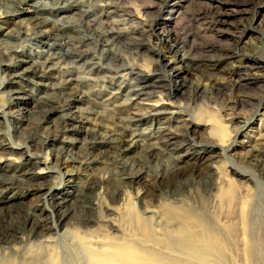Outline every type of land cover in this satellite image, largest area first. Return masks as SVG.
<instances>
[{
  "label": "rangeland",
  "instance_id": "rangeland-1",
  "mask_svg": "<svg viewBox=\"0 0 264 264\" xmlns=\"http://www.w3.org/2000/svg\"><path fill=\"white\" fill-rule=\"evenodd\" d=\"M35 1L53 0H25L17 5L20 12L18 15L7 14L5 7L9 4L6 1L0 2V103L6 106L5 111L11 113L8 115L11 118V128L17 126L16 129L22 131L19 134L22 142L23 133L47 135L51 140L55 138L52 141L55 148L61 147L58 154L62 158L66 155L78 157L85 154L82 146L90 139L84 128L94 127L97 121L83 120L80 124L76 123V128L56 131L54 126L62 120L57 115L59 111L51 112L48 119H38L43 106L38 102L40 96L50 92L48 88L35 86V78L29 74L26 77L32 82L26 79L15 83L12 76L17 71L34 67V62H42L45 56L41 53L47 49L46 43H52L55 38L51 31L49 37L42 38L41 41L36 39L32 31L28 35L30 39L23 35L21 41L6 35L8 31L14 33V30L31 23L30 16L34 9L32 4ZM77 1L83 2V5H77L76 11L86 10L96 4L101 7H96L93 14L82 17L78 13H72L76 8L56 13L55 10L53 12L52 9L44 8L42 16L56 20L65 15L74 19L82 18L88 21L90 29L102 28L118 32L121 40L128 39L127 35L133 29L136 31L134 35L141 38V43L132 54L118 42L111 46L114 51L125 56L122 59H125V69L120 74L130 71L132 65L140 66L145 68L142 71L146 76L145 80L159 78L160 82L170 84L169 73L178 68L179 76L176 79L181 85L176 90L171 89L172 94L169 96L159 95L164 102L159 107L161 113L149 115L146 114L152 110L149 104H153L158 95H140L134 100H128V87L124 84L133 78L126 76L127 79L122 80L118 76L109 77L110 74L105 70L99 73L88 71L90 66L82 65L78 60L69 75L75 79L86 77L93 80L86 79L78 84L81 91L86 93L85 101H73L69 108L62 111L70 113L67 110L74 111L76 106H80L83 110L93 108L108 117L117 104L124 106L120 113L123 117L127 118L134 113L145 114L144 121L130 122L132 131L157 133L163 130L166 135L174 132L179 147L168 148L158 154L168 163L170 157L178 158L172 161L180 168H173V178L167 176L168 170L164 172L165 168L162 169L160 172L165 173V179L161 180L148 171V168L152 170L155 166L152 164L145 168L149 176L131 186L123 187L115 178L109 176L110 166L105 157L113 154L114 148L100 143L102 146L98 144L94 149H89V154L98 161L88 167L79 161H68L58 169H45L48 173L37 175L36 179L57 182L60 177L59 170L63 173V183L67 184L63 190L67 200L62 206L66 214L59 227L60 232L66 233L59 238L56 236L53 248L48 250L49 255H45L44 259L50 261L51 258L53 264H84L82 254L76 248L77 245L74 246V236L89 242V239L83 238L90 234L97 237L96 246L105 251H111V248L103 245L104 243L115 242L120 238L141 255L142 261H139L140 258L136 255L128 253L124 264L151 261L152 257L146 250L147 244L160 253H185L187 256L184 261L191 264H264V178L253 163L247 162L252 150L259 143H264V0ZM114 2L119 9H115ZM124 6L129 9L130 15L120 10ZM21 19L25 20L21 23ZM166 33L172 35L173 41L170 44L160 42V37ZM6 42L12 43L15 50L11 51L12 48ZM171 44L173 47H170ZM106 48L101 44L96 46L91 40L83 46L88 52L87 59L93 57L92 61L101 60L104 64L108 61L100 58V54L101 49ZM4 51L9 52L2 54ZM183 54L187 57L181 61ZM234 54L238 55L233 56ZM119 66L120 63L117 64L118 68ZM52 70L57 77L67 76ZM195 88L197 89L194 91ZM13 90H18L21 98L12 100L10 94ZM114 92L116 93L112 97ZM107 97L109 98L103 101ZM22 107H27L30 114L22 115L19 109ZM181 123L191 124L187 134L184 127H179ZM0 129V142L5 143V146L0 145V174L14 175L29 166L37 165L41 168L45 165L44 153L50 149V144L41 152H38L40 148L25 149L14 144L17 141L12 136L16 134L12 129L6 134V123L1 109ZM221 131L224 132V137L221 136ZM149 139L152 140L148 138V141ZM159 141L162 142V138L159 137ZM208 141H218L224 148L231 145L226 152L230 160L224 158L219 148L210 150L208 146L201 145ZM161 145L162 143V149L166 148ZM129 147L125 150L128 161L141 156L139 147ZM205 147L207 151L203 152ZM47 154L50 155L49 150ZM52 158L46 163L47 167ZM234 167L248 170L257 176L244 179L234 171ZM87 178L101 179L103 182L96 190V194H100L97 211L90 214L93 221L85 220L86 217L77 207L79 191ZM114 187L122 195L125 193H122L123 190L127 191L125 194L128 214L122 217H117L112 212L117 210V203L110 196ZM138 190L140 194L137 196ZM41 192L24 183L16 196L0 203L4 213V225L18 223L22 218L18 214L23 216L39 208L42 204ZM174 198L182 200V207L177 214L187 215L191 228L173 232L158 229L151 237L143 233L136 224L140 208L142 210L144 204L169 202ZM106 220H114L120 230H110L107 226L99 225V221ZM17 234L19 239L12 244L17 251L4 249L0 252L1 264H33L31 260L37 254L44 255L37 244L38 238L29 236L27 231ZM53 235V229L46 233V236ZM150 238L153 241L143 244V241ZM130 239H136L140 244L132 245ZM90 260L89 264H111L106 258L97 255L91 256Z\"/></svg>",
  "mask_w": 264,
  "mask_h": 264
},
{
  "label": "bare ground",
  "instance_id": "bare-ground-1",
  "mask_svg": "<svg viewBox=\"0 0 264 264\" xmlns=\"http://www.w3.org/2000/svg\"><path fill=\"white\" fill-rule=\"evenodd\" d=\"M1 1H6V3L9 4L5 7V9H7V14L18 15L20 12L17 8V5L25 0H0V2ZM81 3L83 5V2L77 0H53L50 2L35 1L34 4H32L34 6V9L32 11V15L30 16L31 23H28V25L23 28L14 30V33H10L9 31L6 32V35L8 37H15L16 39H20V41L23 35L28 36L32 32L35 34L36 39H39L38 41H41L42 38L49 37L50 31L53 32V34L55 35V38H53L54 41L52 43H46L48 47L46 50L42 51L43 53H41V55L45 56L42 62L38 61L37 64L34 62V67L25 68L12 74L13 78L15 79V83L26 79L31 81L30 79H28V77H26L29 74L30 77L35 78V82H33L35 86H45V88H48V90L50 91L49 93H45V95L40 96V100L38 103L42 104L43 106L42 111L40 110L41 112H39L40 116L38 117V119L40 118L41 121L44 118L48 119V116H50L51 112L59 111V113L57 112V115H59L62 120L54 126L56 131L58 132L66 131L70 128H76L78 127L76 123L80 124L83 120L91 121L92 119L97 121L94 127L84 128V131L90 136V139H88L86 143L82 146L83 148H85V154L80 155L78 157H71L66 155L64 158H62V155L58 154L59 149L61 147L55 148L52 145V141L55 140L54 137L51 140L47 135L44 136L42 134L36 133H31L29 135L26 133L27 135H25L23 133L22 142L20 140L21 136H19L22 131L17 130V126H12L11 128V118L9 119L8 117V115L10 116L11 113L5 111L4 108L6 106L0 103V109L2 110V118L6 123V134H9V131L11 129L14 130V133L16 134V136H12L15 137L14 140L16 139L17 141L14 144H16L17 146H21L25 149H29L31 147L36 149L40 148V151L38 152L43 151L47 147L46 145L50 144V146L48 145L50 149L46 150L47 153L49 150L50 155L44 153L45 157L43 160L45 161V165L43 167L38 168L37 165L29 166L25 169L22 168L23 171L21 173L14 175H7L6 173H4V175L0 174V200H2V202L0 203L7 202V200L16 196L18 194V189L24 183L26 186L30 185L31 189L42 191V204L40 203L41 206L36 210L31 211L23 216L18 214L19 217H22L18 223L14 222L10 225H4V213H2L3 210L0 207V252H2L4 249L17 251L15 248L12 247L13 242L19 239L17 233H24L25 231H27V234L29 236H34L39 239V242L37 244L40 245V249L42 250V253H44V255L37 254L31 260L33 264H53V260H51V258L49 261L48 259H44V256L49 255L48 252H50L53 248V243L55 242L56 236H58L59 238L60 235L66 233L60 232L59 227L61 226V222L63 221L66 214L65 211H63L62 206L64 201L67 200V195L64 194L65 192H63V190H65L64 187L67 184L65 185L63 183V173H61L59 170L57 171L60 177L58 178L57 182H54L51 179H46V181L37 180V175H43L48 173V171H46L45 169L53 167H57L58 169L59 166H62V164H65L68 161H79L82 165H87L88 167L92 163L98 161L96 158H93L89 154V149H94L100 143H105L107 144V146L114 148L113 154L105 157L108 161V165L110 166L109 169L111 171V174L109 176L115 178L119 182V184H121V186L123 185V187L126 185L131 186L133 183L140 181L146 176H149V172H152L154 175H156V177H159L161 180H163L165 179L164 172L165 170H168L167 176L173 178V168H180L179 166H177L176 162L173 164L172 161H176L178 160V158L170 157L171 160L169 159L170 163H168L167 161H163L160 156V154L168 148L175 149L176 147H179V144H176L177 140L175 136L176 134H174V132H170L168 135H166L162 132L163 130H161L160 132L158 131L157 133H154L153 131H132L130 122L144 121L145 114L134 113L133 115L127 118L123 117V115H120V113L124 110V106H118L117 104H115L114 108L111 109L113 113L108 117H104L100 111H95L93 108L83 110V108L80 106H74V111H72L71 109L70 111L67 110L70 113L62 111L64 108H69L73 101H85L84 96H86V93L84 91H81V89L78 87V84L83 83L88 78L78 77L75 79L74 77L70 76L72 74H70V71L73 67L76 66L75 63L78 60L81 61L82 65L90 66L88 71H95L99 73V71L105 70L108 71V73L110 74L109 77L114 78L118 76L122 80H126V76L133 78L132 80L128 79V83L125 82L124 84L128 87V94L126 95V99L128 100H134L140 95H158V99L154 100L153 104H149L150 106H152V110L146 113L149 115H157L161 113L159 107L164 102L163 98L159 97V95L169 96L172 94L171 89L176 90L181 85V83H178L176 79L179 76L178 68L169 73L170 84L160 82L161 80L159 78L145 80L146 76L142 72L145 71V68H142L140 66L134 67V65H132L130 66V71L120 74V71L122 69H125L123 68L125 65V59L122 60L123 58H125V56L118 53L117 51H114L111 46L112 44H116V42H118L122 44V48L128 50V53L132 54L133 50H137L138 48L136 47L141 43V38L136 36L137 34L134 35L136 31L133 29L132 31L130 30V32L128 33V39L121 40L120 34L118 32L115 33L112 30L102 28L90 29L88 21L82 20V18L77 17L74 19V17L72 16L65 15L59 17L56 20L55 18L52 19L51 17L49 18L46 16H42V10L44 8H49L50 10L52 9L53 12L55 10L56 13V11L60 10L65 11L68 9H74L77 7V5ZM114 4L116 6L117 3L114 2ZM96 7L100 8L101 5L96 4L83 11H76V8L73 10L72 13H78L79 16L82 17L90 13L93 14V11ZM117 7L118 6H116L115 9H119ZM8 8H10V10H8ZM120 10L128 15H130L131 13L129 9L125 6L120 8ZM23 20L25 19H21L19 22L22 23ZM92 20H95V18H93ZM30 31L32 32L29 33ZM56 37L59 39L56 40ZM27 39H30V37L28 36ZM88 40L93 41L96 46L101 44V46L107 47L106 49H101L100 54V58H103L108 61L106 64L100 62V59V61H92V59H94L93 57L87 59L88 52L87 50L83 49V46L87 44ZM171 41H173V39L172 35L169 33H166L165 36L160 37V42L164 44H170ZM6 44H8L10 48H12L11 51L15 50L13 49L12 43L6 42ZM54 46H56V48ZM170 47H173V44H171ZM8 49L9 47H7V50ZM8 52L4 51L2 52V54H8ZM175 53L177 54L178 50H176ZM236 55L238 54H234L233 56ZM186 57L187 56H184L183 54L181 56V58H183L181 59V61L184 60V58ZM118 63H120V68L117 67ZM52 69L58 71L59 73L61 72L67 76L57 77L53 74ZM88 80L93 79L90 78ZM196 89L197 88H195L194 91ZM155 91H157L158 93H155ZM115 93L116 92L112 93V97ZM10 96L12 100H17L21 98L18 90H13ZM108 98L109 97L105 98L103 101L107 100ZM48 101H51L52 103H49ZM19 109L20 113L24 116L30 114V111L27 109V107H22ZM190 126L191 124L186 123H181V125H179L180 128L184 127L185 134H187L188 130H190ZM1 133L2 131L0 132V134ZM221 133V136L224 137V132L221 131ZM55 137L57 138V135ZM159 137L162 138V142L159 141ZM148 138H152V140L149 139L148 141ZM222 141L224 142L225 140ZM160 143H162V145L166 148L162 149L160 147ZM0 145L5 146V143L1 141ZM201 145L208 146L210 150H213L214 148H219L224 154V158L230 160V157L229 155H226V152L228 151L231 145L224 148L221 147V144L218 141L203 142V144ZM129 146L139 147V150L142 153L141 156L134 160L128 161V157L125 156V150L129 149ZM206 149L207 147L202 149V151L205 152L207 151ZM158 152L160 154H158ZM49 156L51 158L53 157L51 162L52 164L50 163L49 167H47V164L50 160ZM247 160L248 163H253L252 165L257 168L258 172L264 178V143H259L258 147L253 149L251 154L247 157ZM152 164H155V166L151 170V168L148 167H150ZM145 168H148L149 172L146 171ZM162 169H164V172L161 173L160 171ZM234 169V171L244 179H251V176H257L248 170L237 169L236 167H234ZM54 180H56V178H54ZM102 183L103 182L101 179L87 178L85 179L84 186L79 191V196L77 198V207L79 208L80 212L84 214V217H86L84 218L85 220L93 221V218L90 216V214L92 212L97 211L99 203L98 198L100 193L96 194V190L98 186H100ZM8 192L9 194H7ZM124 192L127 194L126 190H123L122 193ZM125 193L124 195H122L121 191H119V189L117 190V188L115 187L112 191H110L111 200L116 201L117 203V210L112 211L117 217H122L126 213L128 214V200ZM139 194L140 192L138 190L136 195L138 196ZM176 195H178V193H176ZM181 201V199L174 198L172 201L170 200L169 202L159 201L155 204H144L145 207L142 208V210L140 208V213L136 216V224H138L140 230L143 233L149 235L150 237L152 233L158 229L168 230L170 232L180 231L184 228L190 229L191 221L187 218V215L177 214L179 208L182 207V205H180L182 203ZM116 221L118 220L116 219ZM99 225H101L102 227L107 226V229L110 230H120V226L114 220L99 221ZM52 229L54 231V235L46 236V233L50 232ZM74 238L76 241V244L74 246L77 245L76 248L78 247L77 249H79L80 255L82 254L81 256L85 262L84 264H89V261H91L90 257L93 255L104 257L111 264H124L125 256H127L128 253L136 255L138 258H140L139 261H142L140 257L141 255L129 248V246H127L125 242L121 241L120 238L117 239L115 242L103 244L111 248V251H105L102 248H98L96 246L97 242H95L97 240L96 236L89 234V236L83 238L89 239V242H86L81 239L79 240L77 236H74ZM129 241L132 245L140 244V242L136 239H130ZM148 241H153V238H150V240L147 241H143V244L149 243ZM146 250L152 257V260L142 262L140 264H191L184 261L185 257L187 256L185 253H160L158 251H155L156 248L149 244L146 245Z\"/></svg>",
  "mask_w": 264,
  "mask_h": 264
}]
</instances>
